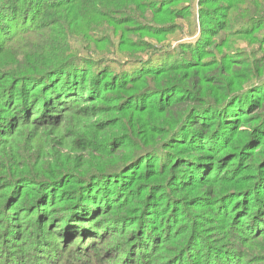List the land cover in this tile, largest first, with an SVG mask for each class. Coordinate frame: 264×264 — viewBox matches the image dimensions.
<instances>
[{
    "label": "trees",
    "instance_id": "trees-1",
    "mask_svg": "<svg viewBox=\"0 0 264 264\" xmlns=\"http://www.w3.org/2000/svg\"><path fill=\"white\" fill-rule=\"evenodd\" d=\"M194 2L0 0V228L60 229L31 263L131 224L119 264H264V0Z\"/></svg>",
    "mask_w": 264,
    "mask_h": 264
},
{
    "label": "rangeland",
    "instance_id": "rangeland-1",
    "mask_svg": "<svg viewBox=\"0 0 264 264\" xmlns=\"http://www.w3.org/2000/svg\"><path fill=\"white\" fill-rule=\"evenodd\" d=\"M196 2H194V4L192 5V11L193 13H197V0H195ZM184 4V2H179L178 4H173V6L175 5H182ZM179 25H181L185 30L182 34L181 40L180 41H185L187 39L192 38L191 33H190V23H193V27L194 25H196V27L198 26V20L197 17L195 16L194 19H190L188 22L185 20H180L178 21ZM175 37H177L178 39L180 38L179 33L174 34ZM176 38V39H177ZM173 39H175L173 37ZM175 41V40H172ZM178 41L173 42V44L177 43ZM55 142V141H54ZM29 147L33 148L37 151H41L40 149H43L44 147H48V146H54L55 149L57 150L56 146L54 145L51 137H43L41 139H39L38 141L34 142V143H30L28 142ZM24 193V192H23ZM12 213H15V211L13 210ZM20 213L17 214V216ZM25 213H23L24 215ZM22 215V216H23ZM15 216V217H17ZM25 220H18L17 221V233L15 235H12L10 237H7V232L4 228H0V242H1V246L2 247H7V249L11 250H27L28 252H30V255H26V258H23L22 261H20L21 264H24L25 261L28 264H34L31 263L34 262L33 255H36L34 252L35 251V243H36V249L39 253L44 254L40 251V249H38V243H57L59 242V240L57 238H54L56 233H58L60 231V229L55 228V222L51 223V224H47L46 221H43L42 224H40V222H38L37 224H35L33 227L36 229V232H34V228H32L31 231H28L29 227H24V222ZM46 223V224H45ZM43 225H46L47 229L45 228H41L40 227ZM134 228V227H133ZM54 229V230H53ZM4 232L2 233L1 231ZM132 228H131V224H128V226H123L122 230L120 233H114L112 236L108 237V238H102L99 236L94 237V239H91V237L89 238H85L82 236H80L79 238L77 237L74 238L77 235L72 236L68 243L70 242L71 246L69 248L70 251V255H69V260H67V262H63L61 263L60 258H56V256L52 255V259L51 262L47 261V264H100L101 262L104 261L105 264H119L121 261V257L123 255V252L128 250V248L122 247L123 243L125 242L124 240H126L128 238V236L131 235L132 233ZM45 237L44 240L46 241H42L40 238ZM52 237V238H51ZM122 237H124L123 239H121ZM23 238V239H21ZM82 240L85 241V245L89 251L88 255L83 256L82 258H80L79 261H73V257H75L74 253H75V248H78V246L82 243ZM92 240V242H90ZM35 242V243H34ZM95 245L91 247V243H94ZM63 243V242H61ZM48 248V247H47ZM33 255H32V254ZM111 257L110 259H108V257ZM9 257V252H2L0 251V264H12L11 262H9L8 260H6ZM105 259V260H101V259ZM13 262V261H12ZM40 260L37 262L39 263ZM46 263V262H44ZM158 263V262H156Z\"/></svg>",
    "mask_w": 264,
    "mask_h": 264
}]
</instances>
